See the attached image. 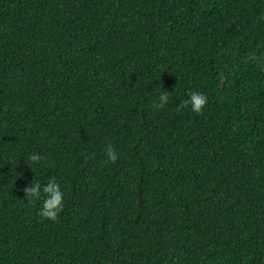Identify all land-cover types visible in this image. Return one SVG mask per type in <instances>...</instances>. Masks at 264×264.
<instances>
[{
	"label": "trees",
	"instance_id": "1",
	"mask_svg": "<svg viewBox=\"0 0 264 264\" xmlns=\"http://www.w3.org/2000/svg\"><path fill=\"white\" fill-rule=\"evenodd\" d=\"M0 264H264V0H0Z\"/></svg>",
	"mask_w": 264,
	"mask_h": 264
},
{
	"label": "clouds",
	"instance_id": "2",
	"mask_svg": "<svg viewBox=\"0 0 264 264\" xmlns=\"http://www.w3.org/2000/svg\"><path fill=\"white\" fill-rule=\"evenodd\" d=\"M188 98L179 105V110L190 109L193 114L202 115L204 109L208 105V97L200 92H190ZM170 101V94L163 92L159 95L158 102L154 107L158 110H163L167 107ZM108 161L115 164L119 160L117 153L111 146L107 148ZM43 157L39 154L32 153L28 157L29 163L33 167H39L43 163ZM25 196L33 203L43 200L42 208L39 216L43 221L55 223L65 210V192L56 179H50L46 186L40 183L31 185L25 190Z\"/></svg>",
	"mask_w": 264,
	"mask_h": 264
}]
</instances>
